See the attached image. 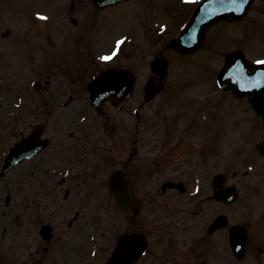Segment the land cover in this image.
I'll list each match as a JSON object with an SVG mask.
<instances>
[{
    "label": "flooded vegetation",
    "instance_id": "obj_1",
    "mask_svg": "<svg viewBox=\"0 0 264 264\" xmlns=\"http://www.w3.org/2000/svg\"><path fill=\"white\" fill-rule=\"evenodd\" d=\"M202 1L7 3L0 174L14 145L31 149L0 176L3 264H106L115 250L116 264H264V115L201 57L218 55L220 24L190 55L170 46ZM229 25L264 60V0ZM108 68L132 75L131 95L93 108L88 85Z\"/></svg>",
    "mask_w": 264,
    "mask_h": 264
},
{
    "label": "water",
    "instance_id": "obj_2",
    "mask_svg": "<svg viewBox=\"0 0 264 264\" xmlns=\"http://www.w3.org/2000/svg\"><path fill=\"white\" fill-rule=\"evenodd\" d=\"M110 2H112L113 0H109ZM214 4H216L215 9H209L210 13L209 17L207 15V19L205 21H201L200 25L203 23V27L201 28V31L199 33L198 36V41L200 42L202 40L203 34L205 32V30L211 26L213 23L217 22V21H221V20H225V21H230L232 19L238 20L241 19L242 15L245 13L247 6L249 4V2H245L247 3L246 6L244 5L242 7L239 6L237 3H232V2H227V0H213ZM241 2H243V0H240ZM250 1V0H248ZM231 7L235 8V9H231ZM239 7L244 8V12L243 14H237L239 11ZM236 10V12H234ZM201 12H204V9H201ZM195 23H193L192 27L190 28V30L186 31V35L190 34L191 31L194 28ZM184 35V37L186 36ZM187 38H190V36H187ZM190 47V46H189ZM188 47V48H189ZM237 62H240L241 66H244L246 68H248L247 63L245 62V60L243 59V57L241 56L240 53H235V54H231L230 56L227 57L225 66L222 70V73L220 75V79H227L228 81H232V79L237 80L236 78H240V76H237L239 73V69L237 67L236 64ZM261 68L260 66H258L256 69ZM257 72H260V70H256ZM124 77V75L121 72H117V71H112L110 73H106L104 75H102L99 79H106V78H110L112 77V79L118 78L117 77ZM97 87V89H101L105 86L101 85L100 83H97V85H95ZM95 95H100V92L94 93ZM253 104L256 105L258 107L259 102L257 101H253ZM257 109V108H256ZM20 151V146H17L11 153V157L15 155V157L17 158L16 160H12L10 161V157H8L6 159L3 171H7L9 168H11L19 159H18V153Z\"/></svg>",
    "mask_w": 264,
    "mask_h": 264
},
{
    "label": "rangeland",
    "instance_id": "obj_3",
    "mask_svg": "<svg viewBox=\"0 0 264 264\" xmlns=\"http://www.w3.org/2000/svg\"><path fill=\"white\" fill-rule=\"evenodd\" d=\"M19 1L20 0H11L10 2L9 0H0V46L2 44H6L3 38H4V35H6L5 33L7 32V3L11 6L21 7ZM130 13H135V12L133 11L124 12L119 17L127 16ZM155 17L161 18L162 15L160 13L155 14ZM241 27L242 26H230L228 24H223V25L218 26L217 28L218 55H215V54L213 55L212 53L207 55L204 53L201 56L204 62L207 63L210 69L214 70L216 66H219V65L221 66V64L223 63L222 57L224 56V53L226 52V50L227 51L231 50L229 49V47H231L233 44H238L240 45L239 47H241V45H244V41L240 38V34L238 33ZM233 29L235 30L234 33L236 32L235 34H233ZM106 32H108V29L106 30ZM244 51L246 54L251 55V51L248 48H245ZM146 67H147V63L140 61L139 70L142 75L146 73ZM187 68H188V74H187L188 76L192 74L191 72L192 66L190 62H188ZM205 72L206 71L204 69V72L202 74H199L200 76L199 78L204 77L206 75ZM7 250H8V247H7ZM7 250L5 248V245L2 248H0V262L3 260L5 256L7 257Z\"/></svg>",
    "mask_w": 264,
    "mask_h": 264
},
{
    "label": "snow or ice",
    "instance_id": "obj_4",
    "mask_svg": "<svg viewBox=\"0 0 264 264\" xmlns=\"http://www.w3.org/2000/svg\"><path fill=\"white\" fill-rule=\"evenodd\" d=\"M192 2H195V0H192ZM227 2H232L235 3L236 0H227ZM38 18L43 19V20H47L46 16L41 15L40 13H37ZM123 41H118L117 43H122ZM112 57L111 56H102L101 59L102 60H110ZM257 65H264V60H257L255 62Z\"/></svg>",
    "mask_w": 264,
    "mask_h": 264
}]
</instances>
